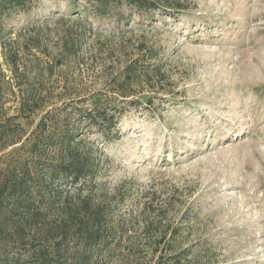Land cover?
I'll return each instance as SVG.
<instances>
[{"label":"rangeland","instance_id":"1","mask_svg":"<svg viewBox=\"0 0 264 264\" xmlns=\"http://www.w3.org/2000/svg\"><path fill=\"white\" fill-rule=\"evenodd\" d=\"M156 1L100 14L85 0H32L0 12V55L19 52L22 85L52 92L48 108L122 88L137 103L120 138L87 132L97 195L127 232L102 264L151 261L152 233L183 264H264V0ZM1 59L0 174L15 156L5 139L31 135L42 115L19 117L18 77Z\"/></svg>","mask_w":264,"mask_h":264},{"label":"trees","instance_id":"2","mask_svg":"<svg viewBox=\"0 0 264 264\" xmlns=\"http://www.w3.org/2000/svg\"><path fill=\"white\" fill-rule=\"evenodd\" d=\"M85 1L100 14L122 4L148 11L164 8L156 0ZM31 3L0 0V12L24 9ZM65 45L69 46L68 40ZM1 53L0 72L3 58L13 77H18V88L10 92L19 117L30 118L38 111L42 115L31 135H12L4 141L3 149L13 146L15 156L0 174V264H102L121 248L127 232L122 221L114 218L111 196L97 195L95 142L87 132L96 129L105 140L120 138L114 127L126 108L137 103L127 102L124 97L130 95L122 88L116 93L98 91L84 100H72L76 104L62 111L57 106L48 108L52 92L22 85L20 77L27 75V65L21 63L19 52L5 45ZM138 61L124 68L126 80L139 74ZM3 88L0 85V97ZM3 128L0 120V134L5 132ZM152 223L145 228L149 233ZM152 234L147 239L152 246L151 261L144 264H183L178 254L161 247L165 233L158 240ZM120 264L143 263L125 260Z\"/></svg>","mask_w":264,"mask_h":264}]
</instances>
